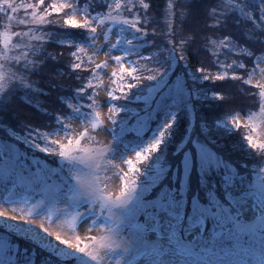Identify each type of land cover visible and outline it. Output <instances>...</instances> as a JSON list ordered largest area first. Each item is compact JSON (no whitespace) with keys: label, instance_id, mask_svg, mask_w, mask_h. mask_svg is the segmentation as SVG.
<instances>
[{"label":"snow or ice","instance_id":"1","mask_svg":"<svg viewBox=\"0 0 264 264\" xmlns=\"http://www.w3.org/2000/svg\"><path fill=\"white\" fill-rule=\"evenodd\" d=\"M154 2L0 0V264H264V0Z\"/></svg>","mask_w":264,"mask_h":264},{"label":"trees","instance_id":"2","mask_svg":"<svg viewBox=\"0 0 264 264\" xmlns=\"http://www.w3.org/2000/svg\"><path fill=\"white\" fill-rule=\"evenodd\" d=\"M166 0H155L153 4V13L160 18V11L165 7ZM199 61L195 58L193 59V65L198 66ZM34 79H40V77H34ZM15 113H18L22 118H31L35 124L43 123L47 118L36 112L35 109L31 108L29 105L24 104L22 101L17 100L15 105ZM239 134H237L238 138Z\"/></svg>","mask_w":264,"mask_h":264},{"label":"rangeland","instance_id":"3","mask_svg":"<svg viewBox=\"0 0 264 264\" xmlns=\"http://www.w3.org/2000/svg\"><path fill=\"white\" fill-rule=\"evenodd\" d=\"M101 138H102V139L105 138V136H104L103 133H101ZM118 185H119V182L117 181V182L115 183V186L118 187ZM5 208H9V206L5 205ZM9 214H10V215H17V213H13V212H11L10 208H9ZM53 227L55 228V225H53Z\"/></svg>","mask_w":264,"mask_h":264}]
</instances>
